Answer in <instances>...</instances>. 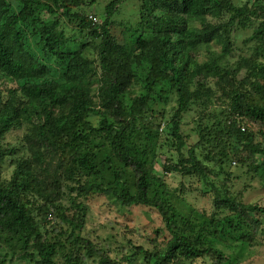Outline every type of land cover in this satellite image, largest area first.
<instances>
[{
  "label": "trees",
  "instance_id": "obj_1",
  "mask_svg": "<svg viewBox=\"0 0 264 264\" xmlns=\"http://www.w3.org/2000/svg\"><path fill=\"white\" fill-rule=\"evenodd\" d=\"M95 3L0 0V264L243 263L264 235L245 201L264 172V0H110L102 20ZM101 199L158 225L103 239Z\"/></svg>",
  "mask_w": 264,
  "mask_h": 264
},
{
  "label": "rangeland",
  "instance_id": "obj_2",
  "mask_svg": "<svg viewBox=\"0 0 264 264\" xmlns=\"http://www.w3.org/2000/svg\"><path fill=\"white\" fill-rule=\"evenodd\" d=\"M110 0H95V4L91 5V11L90 13H93L98 19L102 20V8L109 2ZM235 4L241 6L248 2V0H232ZM135 4L134 1H129L128 4L123 5L121 9V15L117 17L118 21L124 20L126 18H129L131 7ZM251 35V31H243L237 34V43L239 45L243 44V41L248 38ZM173 106H175V99H173V102L169 104L168 106L162 105L160 107L161 110L165 109L167 111H170L173 109ZM196 113L191 112L189 114H186L183 120L182 130L184 131V134L187 136V146L186 150L191 148L197 141L198 137L194 131L196 129V123H195ZM25 134L24 129H17L12 131L8 134L6 143H11L13 146H18L21 148L23 143V137ZM145 133H139L136 138V143L139 144L143 138ZM146 136V135H145ZM148 136V135H147ZM156 136V135H155ZM152 139V143H156V137ZM23 155V154H22ZM153 153L151 154V158L149 160L150 165L153 167ZM101 161V156L99 159V162ZM155 169L158 171H161V167L159 165H154ZM12 169L9 167L6 168V175H11ZM250 176H248L246 179H248ZM242 179V180H246ZM168 184L174 189L178 185V180L173 179L170 177L168 179ZM242 184V183H241ZM240 184V185H241ZM252 188L247 192L246 195V202L247 203H260L261 206L264 207V172L262 174V177L260 180L254 181L251 183ZM168 198L171 200V202L177 206L178 208L190 209V207H197L200 209H208L211 210L212 204L211 201L207 198L201 197L198 194H194L191 196H187L186 200L183 201L180 199L177 195L169 192ZM171 194V195H170ZM191 204V205H189ZM190 206V207H188ZM91 226L98 229L96 232L97 235H99L101 238L106 239L107 237H113L115 236L116 240H123L124 234H126L127 230L124 228H121V226H118L119 224H123L124 226H137L140 227L139 230H147L150 231L151 228L153 229L157 227L159 219L158 216L154 212H145V210H137V209H128L123 208L120 205L116 204L115 202H112L108 199H101L100 202H98L94 206V212L91 218ZM262 238V244L256 254L253 256H249V259L247 260L246 257L243 259L244 262L237 264H260V260L264 257V235L261 236ZM19 264H26V263H19ZM195 264H203V261H197ZM236 264V263H235ZM261 264H264L263 261Z\"/></svg>",
  "mask_w": 264,
  "mask_h": 264
}]
</instances>
